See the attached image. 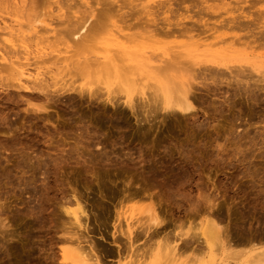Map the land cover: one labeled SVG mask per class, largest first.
<instances>
[{
    "label": "rangeland",
    "instance_id": "rangeland-1",
    "mask_svg": "<svg viewBox=\"0 0 264 264\" xmlns=\"http://www.w3.org/2000/svg\"><path fill=\"white\" fill-rule=\"evenodd\" d=\"M4 1L0 0V27L6 28V30L0 32V50L3 48L2 51H4L6 48V52L11 51L13 45L28 46V50L34 52L40 50L50 52L71 51L63 43L53 49L48 45L56 43L55 40L69 43L73 31L78 32L85 23L91 24L90 34H92L98 47L106 43L111 44L117 38L124 42L128 40L132 45L144 46V51L148 54H159L162 48L166 47L190 45V43L198 42L210 44L212 47L209 46V48L217 50L223 46L224 42L226 44L230 41L234 32L243 35L240 31L220 27L216 20L219 19L220 21L221 18L214 19V17V20L209 22V26L213 25L217 29L210 33L212 36L200 41L198 38L189 41L187 37V39L183 37H174L175 39L167 37L168 39H165L166 36L163 35L162 38L160 35L154 40H142L133 37L131 40L122 36L124 33L130 36L135 33H144L145 31L140 30L138 24H143L144 21L153 17L156 21L152 19L150 20L151 23L156 24L158 21L159 25L163 26L167 21L176 24L178 19H181L179 23L186 24V20H183L185 18L187 24L189 23L188 25L196 24L193 22H197V18L199 21V17L202 15H197L198 9L194 10L195 8L188 6L190 5L188 3L185 7H182L184 5L180 6L181 8L176 7L175 3L172 9L184 8L182 11L178 10L180 13L176 11L177 9H173L176 13L170 14V11L165 13L166 11L162 7H157V10L160 9V11L152 8V11H157V13L153 11L156 15H151L153 17L146 16V18L144 12L141 14L137 11L142 6L139 9L134 7L140 5L138 1L144 3L147 0H119L118 5H122L121 7L116 5L110 9L113 12L101 16L94 15L90 11L91 9H101L96 4V0L88 1L92 6L90 10L87 5L83 7L84 4L81 6L80 0H76L80 7H74L73 10L67 11V15L70 17L68 18L71 22L70 25L75 24L69 27L67 18L60 20L51 17V12L57 8V6L53 7L54 1L52 0H40L39 5L34 6L39 12L37 11L36 14L34 9L35 15L29 13L28 16L16 12L15 5L12 4L13 1ZM149 1L146 3L154 7L156 2L167 0H154L155 3ZM257 1L258 4L256 0H228L227 3H231L229 8L234 12L231 17L238 16L242 12L254 13L263 10L264 0ZM221 3V0H208V5L219 6ZM131 6L134 7L131 8ZM187 6L191 7L190 14ZM120 8L123 9V13H129V10L135 9L134 11L138 14L133 11L132 16L136 14L134 17L140 16L141 20L139 18L136 20L130 15H128L130 18L126 15L128 19H122L125 14L122 17L117 16L119 15L117 10ZM63 9L64 11L67 10L66 7ZM56 10L53 15H57L54 14ZM224 11V9H220L218 12L222 17L228 18ZM191 12L197 13H194L193 16ZM118 13L122 15L121 12ZM140 14L143 16L141 17ZM195 14L199 17H195ZM255 14L253 17L256 16ZM204 15L208 18V15ZM190 16H193L192 19ZM138 19L140 22L144 21L140 23L137 22ZM190 20L194 21L191 22ZM128 26H130L129 29H127ZM120 30L124 33L122 31L120 33ZM40 40L46 42L48 40V42L42 45L39 43L36 46V42H40ZM18 47L15 49L18 50ZM24 47L20 48L22 54L25 50ZM237 64L240 63L237 62ZM257 76L260 77V75ZM112 81L114 82V80L106 79L97 86L114 90L116 84ZM232 89L235 91L236 87L233 86ZM233 90L231 91L230 88V92L227 94L230 100L228 98L225 99L226 101L219 98L220 95L218 97L216 95L218 93H214V91L204 89L196 92L195 101L196 99L197 101H194L196 107L193 112L194 115H187L184 118L183 115L175 117L164 112L147 116L148 114H143L144 110L142 112L139 109L135 115L122 104L124 101L122 98L126 97L125 93H120L122 94L120 105L115 109L99 99L90 100L89 97H80L78 94H71V97L70 94L65 97H63L64 95L54 96L48 101H35L29 96L26 97L27 95L24 93L20 94L21 92L0 91V202L3 204L0 203L2 205H0L2 207H0V222L6 218L7 223H10L9 226L11 225V229L6 230L4 228L2 230L0 228V235L9 232L8 235L10 234L12 238L16 236L15 240L19 241L15 243V246L18 251L21 249L18 252L20 254L15 253V248L11 244L9 249L12 252L10 254L13 255L8 260L9 255L6 256L3 253L4 249L0 247V264H26V259L22 258L21 254L33 249L31 256L36 257L34 260L40 264H51L50 259H45L46 256L51 259L54 258L55 264H61L63 262L62 249L68 245L70 247V244L61 240L64 233L59 229L63 222L68 224L73 221L72 216L65 215L63 211V209L69 210V212L76 211L77 206L71 200L73 195L80 198L82 202H87L90 205L88 210L92 211L90 212L92 219L89 221V225L91 224L90 232L88 230V232L75 230V232L78 231L83 234L82 237L87 243L90 242L84 243L87 249L92 240L97 247L100 244L103 246V249L100 246L96 247V251H98V255L101 253L100 256L104 257L102 258L107 264H148L152 260L146 259L144 261L142 259L139 261L141 251L136 249L137 246L141 248L144 241L143 237L138 238L135 242V250H127L124 246L125 238H120L118 234L116 235L120 238L118 243L121 244V247L124 246L125 250L122 248L119 252L113 242L115 240L113 237V223L115 222L113 204L117 203V200L113 199V195L121 188L123 189L125 182L130 179L133 188L143 189L140 191L141 196L146 193L144 188H148L150 190L147 194L152 195L153 193L152 198H154V200H150L149 197L143 196L141 197L142 201L139 197L135 199L136 201L131 199L128 200L129 202L117 206V210H123L126 217L132 220V224H135V227L140 226L139 222L147 221L148 208L152 201L156 203L153 202L152 205L157 206V208L161 205L158 213H162L160 216L166 222L172 219L171 223L169 221V225H171L175 223L174 219L178 216L181 217L186 212H188L187 214L191 213L190 208H203L206 205V199H208L209 204H219L222 209V216L220 217L222 222L220 224L225 227L230 222L234 239L238 240L239 238L240 240L241 236L244 240H248V238L252 239L255 236V240H257L256 238L259 240L258 243L253 240L254 244L257 243L255 246L250 242L247 245L240 241H238L239 243L236 242L238 244L234 243L231 250L238 254L233 260L234 264H257V258L254 259L256 253L251 255L248 253L264 250V244H262L264 243L262 240L264 239V194L260 196L261 198L257 195V191H264V91L259 93V89H256L262 98L257 100L259 96L256 94L254 98L256 101H254L253 98L251 100L244 93L241 94L238 90L234 93ZM132 95L134 97L136 92ZM28 102L30 103L27 105ZM222 102L224 103L222 104ZM38 106H44L46 110L42 112L33 111ZM84 140L85 142H82ZM95 143L100 147H94ZM77 144L78 146H76ZM78 153L85 155L84 157L87 159L91 157L93 160L85 163L77 158ZM102 153L104 156L100 159L99 154ZM139 156L140 160L138 159ZM106 157L111 162H106ZM130 159H132V163L129 162ZM97 173L102 178L101 184L96 180L95 175ZM137 186L141 189H138ZM73 190H76L77 194H74ZM133 191L135 190L133 189ZM204 198L206 201H203ZM2 209L3 211H1ZM231 211H233V215ZM238 212L240 213L238 214ZM243 212H248L247 214L250 216L244 215ZM229 213L232 216L230 218ZM202 215L204 214L202 213ZM202 215L189 214L187 225L179 229V233L185 234L189 231L191 234H201L206 223L204 220L206 216ZM146 216L147 218H145ZM257 222L260 224L258 225ZM236 223L245 226L246 229H251L247 231L245 228L235 230L233 226ZM248 224H252V226ZM105 225L106 227H104ZM257 225L258 229L256 228ZM172 226L170 229H173ZM249 231L251 234L248 233L249 235H247L246 233ZM11 232H15V234L12 235ZM102 237L104 238L102 239ZM171 241H169V245ZM172 244L169 247H172ZM107 246L109 247L107 248ZM114 246L116 249H113ZM218 248L220 251H215V255L218 253L217 256L219 255L218 258H220L222 250L220 247ZM109 249L110 251H108ZM168 250L165 249V253ZM157 251V247H154L153 254ZM162 254L155 255L154 260L159 258L157 260L159 262L154 264L176 263L177 259L174 260L172 257L168 258L169 255L165 257V254L164 256ZM161 256L163 257L162 261ZM107 258L108 262L106 261ZM190 260V254L184 253L181 254V259L177 264H191Z\"/></svg>",
    "mask_w": 264,
    "mask_h": 264
},
{
    "label": "bare ground",
    "instance_id": "bare-ground-1",
    "mask_svg": "<svg viewBox=\"0 0 264 264\" xmlns=\"http://www.w3.org/2000/svg\"><path fill=\"white\" fill-rule=\"evenodd\" d=\"M5 1L8 2L13 1L12 4L14 3L13 6L15 5L16 12L23 14L25 16V14L29 15V13H32L31 15H35L33 12L40 0H5ZM52 1H54L53 7L57 6L56 8L57 10L56 9L53 10V12L56 10L54 14L57 15H53V12H51L52 13L51 17L60 20L63 18H67L69 22L68 26L70 27L71 22L69 21L70 19H68L70 17L67 15V11L73 10L74 7H78L79 3L76 2V0H52ZM88 1L89 0H80V2L82 3L81 6L84 4L83 7L84 6L86 7L87 5L90 10L92 6ZM147 1L148 3L150 2L149 0ZM153 1L154 0H151V2ZM221 1L222 3L219 5L221 7H219L218 5L215 6L208 5V0H167V1H160L158 3L156 2V4H154V7L153 5L147 4L146 2H144L145 3L144 4L143 2L138 1L140 5L138 4L139 6L137 5L136 7L134 6L133 7L139 9V7L142 6L140 10L137 9L136 10L139 13L141 12V14H143L144 12L146 14L144 15L145 17L146 16L153 17L151 15L155 16L156 14L154 12L157 13V11H160V9L157 10V7L158 8L162 7L166 11L165 13H168L167 11H170L171 12L170 14H172V12H175V10L177 9V8H173L175 10L172 9V7L175 6V3H176V7L177 6L180 7L182 5H184L182 7H185V5L188 3L190 5L188 4L187 5L193 7V9L195 8L194 10L198 9L199 12L198 13L194 12V13H197V15H202V16L206 14L208 15V18L207 16L205 17V15L204 17L202 16L199 17L195 14V17L200 18L199 21L197 20L198 19L197 18L196 19L197 22H193L196 24L192 25L191 23L192 21L195 20L194 19V20H190L191 24L188 25L189 23L187 24V19L186 18L183 19L185 17L184 16L182 19L184 21L186 20L185 21L186 24L179 23L181 22L180 21L181 19L178 20L176 19L178 23L175 22L176 24H174V22L166 20L168 23L165 22L166 24L164 23L165 26H163V25H159L158 21L156 22V24L151 23L152 21L150 22V20L154 19L155 17L148 20L149 22L144 18L146 21L142 20L141 22L144 21L146 24L145 23L142 24L140 22L141 20V18H139L140 16L137 15L138 16L137 18L140 19V20L138 19L137 22H140L141 24H138L137 22L136 23L138 24L140 30L145 31V32L143 31L144 33H137V34L135 33L137 36L135 34L133 36H130L129 34H125L122 30H120V33L122 31L125 34V35L123 34L122 36H125L126 39L129 38L131 39V37H133L135 39L140 38L142 40H150V39L154 40L156 39L157 36L160 35L162 38L163 35L166 36L165 39H168L167 37H173V38L187 37L189 41L194 40V38L195 39L198 38L200 41L205 38L207 39L209 36H212L210 35V33H212L213 30L217 28L213 25L210 27L209 22L213 21L218 17L221 19L220 21L219 19L216 20V22L218 23V25H220V27L232 31H240L241 34L243 35H239L237 32H234L233 33L234 35L231 37L230 41L226 42V44L224 42L223 46L217 50H213L209 48V46H211L210 44H201V42H198V43H190V45L182 44V45H177L175 47H166V48H162V51L159 54H155V53L148 54L146 51H144L145 50L144 46L132 45L131 42H129L128 40L124 42L122 40H118L117 38L114 39L111 44L106 43L103 44V46L98 47L97 46L98 44H96V42L94 41L92 34H90L91 24L88 25V23H85L84 26L82 25L83 27L81 30L79 29L78 32H76V30L73 31L74 33L70 36L71 43L59 42L58 40L57 41L55 40L56 43L52 45H48L53 49L56 48L57 45H60V43H63L71 51L50 52L46 50L45 51L40 50L34 52L28 50V46L18 47L15 45L13 46L9 45L10 47L12 46V49L14 47V49L13 50L11 49V51L9 50L6 52L5 50L7 49L5 48V45L7 44H5L4 45L5 50L2 51L3 48L2 50H0V91L8 92L9 90L12 91L14 90L15 92H21L20 94L24 93L25 95H27L26 97L29 96L35 99V101L36 100L48 101V99L54 96L60 97L64 95L63 97H65L66 95L70 94L71 97V94H78L80 97L87 96L89 97L90 100L99 99L102 102H105V104H110L115 109L118 107V105H120V101H121L120 97L122 95L120 93H125L126 97L122 98V100H124L122 104L128 107V109H130L131 112L135 113V115L137 113V110L139 109V111L142 110V112L144 110L143 114L146 113L148 114L147 116H150L153 113L158 114L160 112H164L167 115H174L175 117L176 116L179 117L180 115H183V118L184 116L187 115H192V114L194 115L193 112L196 110L194 104L196 92H199L204 89L212 92L214 91V93L215 92L218 93L216 95L218 97L220 95L219 98L225 100L229 98L227 97V94H229L230 88L232 91L233 86H235L236 90H238L239 93L241 94L244 93V95H247L251 100L253 98V100L256 101L254 98L257 94L259 96L257 97V100H259V98H262L259 94L260 91L261 92L264 91V86H262L264 85V9L254 12L256 13L255 15L257 17L256 16L253 17L254 13L251 12L248 13L242 12L238 16L231 17L234 15L233 10L229 8L231 3H227L228 0H221ZM256 2L257 4L259 3L257 0ZM153 3H155V1ZM96 4L100 6L101 9L98 10L91 9L90 10L91 13L99 16H101L102 14L108 15L109 12L110 13L113 12L110 9H112V7H115L116 5L119 4V0H96ZM118 6L121 7L122 5H118ZM65 7L67 9L66 11H64L63 9ZM133 7L131 6V8ZM166 7L168 8V10H166L167 9ZM191 7L190 8L188 7L189 14ZM152 8L153 9L156 8L154 10L157 11L153 10L154 11L153 12ZM182 9L180 10L177 9L176 11L179 12L182 11ZM220 9L225 10L224 14L227 15L228 18H224L222 17L221 14H219L218 11ZM122 10L121 8L117 10V14H119L117 16L122 17L125 14V17L122 19H125L126 15L127 16L130 15V17H134L136 15L135 14L132 16L133 11L135 9L129 10L128 11L129 13H125V12L123 13ZM37 11L38 10L35 11L36 14L39 12ZM151 11L152 13H150ZM118 12H121L122 15ZM134 13L137 12L134 11ZM191 13L194 16V13L193 12ZM142 16L143 15H141V17ZM130 17L128 16V18ZM134 18L137 20L136 17ZM144 24L145 26H142ZM73 25L75 24H72V26ZM130 26H128L127 29H129ZM3 30H6V28L0 27V32H3ZM47 42L44 40H40V42H36V46H38L39 43L40 45H42ZM15 47H18L19 51L17 50V48L15 49ZM23 47L25 49L24 52L22 50L24 55L20 52V50ZM201 48L203 49L205 48V49L203 50ZM237 62H239L240 64L238 65ZM256 75H260V77L259 76L256 77ZM106 79L114 80L116 84V88L113 87L115 88L114 90H111L110 88L103 89L104 88L103 86L101 87H99V85L97 86V84H101V82L105 81ZM256 89H259L258 91L259 93L257 92ZM134 92H136V95L138 92V96L136 97L135 95L134 96L135 98L132 95ZM224 102H222V104ZM29 103L30 102H28L27 105ZM35 110L36 112H42L46 110V108L44 106L43 107L38 106L37 109L34 108L33 111ZM82 142H85V140ZM82 142H80V144H82ZM97 144L94 147L99 148L100 145ZM76 146H78V144ZM77 155H78L77 158L83 160L85 163L91 162L93 160V158L90 157V159H87L86 157H84L85 155L83 156L82 154L80 155L79 153ZM99 156L101 157L100 159H102L104 153L99 154ZM140 156L139 158L137 157L139 160H140ZM106 162L109 163L111 161L109 158L106 157ZM129 162L132 163V159H130ZM95 176H96V180L99 181V183L101 184L102 178L99 175V173H97ZM132 186L133 183L132 180L130 179L128 180V182H125V187H123V189L121 188L120 191H117L115 193L113 192L114 193L113 199L117 200V203L113 204V208L115 212V213L113 212L115 214V222L113 223V228H114L113 237L115 238V240L113 239L114 240L113 242L115 243L114 245H116V248L119 252L124 246H126L125 248H127V250H133L136 247L135 242L138 240V238L143 237L144 241L143 244L141 245V248L138 246H137L138 248L136 247L138 251H141L140 252L141 258L139 261H141L142 259L144 261H146V259H151L152 261H150L149 263L151 264L153 262L152 264H154L159 259L158 258L157 260H154L157 254L161 255V253H163L162 255L164 256L165 254V257L166 256L168 257L169 255L168 258L172 257V259L174 260L177 259L175 261L176 263H174L177 264L178 261L181 259V254L189 253L191 264H234L233 260L238 255L236 252L231 250V246L233 247L234 243L240 241L242 242V244L245 243L244 245H247V243L249 242L254 244L253 240L256 242L259 241L258 238H256L257 240H255L254 238L255 236L252 239L248 238V240L247 239L244 240L241 236H240V240L239 238L238 240L234 239L230 222L225 227H223L224 225L222 226V224H220L222 222V219L220 218L222 216V209L220 208L219 204L218 205L216 203L209 204L208 199H206L207 202L206 205L203 207L204 209L199 207L193 209L188 208L191 211V213L189 212L190 215L199 216L202 215L203 213L206 216L204 219L206 220L204 226L205 229H202L203 232L201 234H191L189 231L186 232L185 234L179 233V229L184 227V225L185 226L187 225L186 222H188L187 220L189 215L187 214L188 212L186 213L183 212L184 213L183 216L181 217L178 216V218L172 217L174 215L172 213L171 217L175 218L174 219L175 223L171 224L173 225L172 226L173 229H170L171 225L169 224L171 223L172 219H169L170 221L169 223V221L166 222L163 218H161L160 215H162V213L161 214L158 213V209L161 208L160 207L161 205L157 208V206L152 205L154 201L151 202L152 204L148 208L149 215L148 218L147 216L145 217L147 218L146 219L147 221L139 222L140 226L135 227L134 226L135 224H132V220L126 217V214L123 212V210L121 209L117 210V206L124 204V202H129L128 200L138 199L139 197H140V201H142L141 197L143 196L149 197L148 199L150 200H154V198H152L153 193L152 195L147 194V192H149L150 189L144 188V192L146 193H144V195L141 196L140 191L143 189L137 186L138 189L139 188L141 189V190H137L136 188H133L134 186L133 187ZM146 186L148 187V185ZM132 188L135 191H133ZM73 192L74 194H77L76 190H73ZM257 192L259 198H261L260 196L264 194L263 190H259ZM142 199L145 200V198ZM71 200H73L77 206L76 211L69 212V210H65V209H63V211L65 215H71L73 221H70L68 223L69 225L63 222L59 229V231L64 233L63 238H61V240L66 241L70 244V247H68L69 246L68 245L67 247H64L62 249L63 262L61 264H107L106 262H104L105 260L103 259L104 257L100 256L101 255L100 252H99L100 255H98L97 253L98 251H96L97 246L94 245L93 241L91 240V245L89 244L87 249L85 246L87 242L84 240V237H82L83 234L78 231L75 232V230L89 231V229L91 228L90 227L91 224L89 225V221L90 219H92L91 218L92 213H90L92 211L88 210V206L90 205H88L87 202H82L80 198L76 197V195H73V199ZM206 200L204 198L203 201ZM199 204L201 205V203ZM182 206L181 208H183ZM3 209L1 211H3ZM110 211L112 210L110 209ZM231 212L233 215V211ZM239 213L240 212H238V214ZM247 213H244V215H246ZM247 215L250 216L249 214ZM228 216L230 218L231 213H229ZM7 222L8 220L6 218L3 220V222H0V228L2 230L4 228L6 230L11 229V225L9 226L10 223ZM252 224H248V225L252 226ZM257 224L259 225L260 223L257 222ZM258 225L256 226V228L258 227ZM104 227H106V225ZM244 228L246 229L245 226L238 225L237 223L234 224L233 226V229L235 230L236 229L243 230ZM250 229L251 228L249 229L247 228L246 231ZM175 230L178 232H176ZM8 233L0 235V240H1L0 247H2L1 249H4V252L3 251L2 252L6 254V256L9 255L8 260H10L13 254H10L12 252L10 251L11 249H9V246L11 244L14 246L13 248H15L14 251L15 253H18L21 249L18 251L17 247L15 246V243L19 241V240L18 241L15 240L16 236L12 238L10 234L8 235ZM248 233L251 234L250 231L247 232L246 234L249 235ZM13 234H15V232L12 233V235ZM117 234L120 236V238L124 237L126 240V242L124 243L125 245L123 247H121V244L119 245L118 243L120 241V238L119 236H116ZM255 234L257 235V233ZM87 237L89 238L90 236ZM88 238H86V240H88ZM103 238L104 237H102V239ZM171 239L172 241L175 239V241H173V244ZM262 240L260 239V241ZM169 241H171L172 247H169L171 245V244L169 245L170 243ZM257 243L255 244L257 245ZM100 245H98V247ZM108 247L109 246H107V248ZM154 247H157L158 249L157 253L155 254H153ZM218 247H220L222 250L221 251L222 255L220 258H218L219 255L217 256L218 253L215 255L216 253L215 251L219 249ZM100 248L103 249V246H100ZM116 248L114 246L113 249ZM165 249L167 250L169 249L168 250L169 252L166 251L165 253L164 251ZM32 251L22 253L21 254L22 258L26 259V264H40L39 262H37V260L36 261L34 260L36 257L31 256ZM108 251H110V249ZM219 251L220 250H218L217 252ZM44 253H46V251H44ZM252 253L253 254L256 253L254 255L255 257L254 256L253 257L254 259L257 258L256 259L258 262V263L256 262L257 264H264V250L250 252L248 254L251 255ZM103 254H105V252H103ZM162 258L163 257L161 256V261ZM45 259L47 260L50 259L51 260L50 263L55 264L54 258L51 259L48 256H46ZM106 261L108 262V258ZM170 262L172 261L170 260Z\"/></svg>",
    "mask_w": 264,
    "mask_h": 264
}]
</instances>
